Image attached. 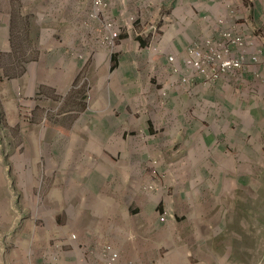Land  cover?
Instances as JSON below:
<instances>
[{
    "label": "crops",
    "instance_id": "1",
    "mask_svg": "<svg viewBox=\"0 0 264 264\" xmlns=\"http://www.w3.org/2000/svg\"><path fill=\"white\" fill-rule=\"evenodd\" d=\"M51 3L9 0L0 11V70L9 69L12 85L28 80L41 85L47 70L56 69L62 88L68 91L81 53L88 58L96 54L95 49H102L108 62L114 54L105 87L94 80L89 96L93 105L88 108L93 119L86 128L72 124L75 131L89 134L90 140L79 147L80 151L87 150V157H95L103 150L110 159L103 160L104 182L110 183L99 196L103 201L95 204L91 183L85 184L84 177L78 181V209L88 211L89 220L72 226L77 236L73 242L87 245L88 251L98 250L92 258L79 252L70 264H103L99 244L120 252L118 264H151L153 254L144 253L142 247H135V254L130 255L113 247L109 231L118 227L111 219L122 214L127 222L130 211L126 202L133 198L128 192L136 196L144 181L153 178L145 166L157 163L160 177L168 179L170 172L176 173V165H216L223 159L237 164L240 158L236 151L252 147L251 104L257 93H264L260 66L250 64L247 57V65L240 71L204 83L191 76L182 62L189 47H202L206 40L218 37L221 29L233 26L249 39V54L263 52L264 0H109L106 18L114 24H126L128 30L130 17L137 18L133 31L121 35L115 47L95 40L102 25L92 16V0H58V6L49 8ZM28 6L31 11L36 6L34 15L41 18L31 16ZM158 27L161 31L155 44L159 55H154L145 50L149 44L146 37L151 38L152 29ZM51 52H56V57L48 54ZM167 56H174L177 73L166 62ZM183 77L188 83L182 84ZM13 88L11 93L16 91ZM160 89L167 91L166 96H161ZM241 109L247 114H239ZM87 165L91 171L96 162L89 159ZM57 198L64 204L73 199L67 193H57ZM105 218L111 220L103 221L105 225L113 224L106 226V231L91 222ZM65 256L61 263L69 262Z\"/></svg>",
    "mask_w": 264,
    "mask_h": 264
},
{
    "label": "rangeland",
    "instance_id": "2",
    "mask_svg": "<svg viewBox=\"0 0 264 264\" xmlns=\"http://www.w3.org/2000/svg\"><path fill=\"white\" fill-rule=\"evenodd\" d=\"M1 1L3 11L9 0ZM108 1L95 19L102 25L95 39L99 45L106 37L102 22L114 24L106 18ZM52 6H58V0H52L49 8ZM28 7L31 16L41 18L34 15L36 6L33 11ZM114 25L121 35L133 31L131 24L128 30L126 24ZM95 52L88 58L81 53L68 91L62 88L56 69L47 70L41 85L30 80L12 85L9 69L0 70V264H70L79 252L93 257L95 250L73 242L77 236L72 226L89 220V212L78 209V181L84 177L85 184L91 183L95 204L103 201L99 196L110 183L104 182L103 160L110 159L103 150L95 157L80 151L90 140L89 134L75 131L72 124L86 128L93 119L88 108L93 105L89 96L94 80H100L103 89L111 73L107 67L114 54L108 62L102 49ZM13 87L16 91L11 93ZM160 90L166 96L167 91ZM251 108L249 129L253 127L250 139L254 144L236 151L237 164L223 159L216 165H176V173L170 172L168 179L160 177L157 163L145 166L153 178L144 181L136 196L128 192L133 198L126 202L130 211L127 222L122 214L111 219L118 227L108 230L113 247H121L129 255L142 247L144 253L153 254L151 264H264L263 92L257 93ZM239 114L247 111L241 109ZM89 159L96 162L91 171ZM87 171L90 177H85ZM57 193L73 199L64 204ZM111 220L91 222L106 231L109 223L103 221ZM111 227L113 224L107 226ZM105 245H97L100 254ZM64 255L68 263H61ZM133 263L138 262L129 264Z\"/></svg>",
    "mask_w": 264,
    "mask_h": 264
},
{
    "label": "built area",
    "instance_id": "3",
    "mask_svg": "<svg viewBox=\"0 0 264 264\" xmlns=\"http://www.w3.org/2000/svg\"><path fill=\"white\" fill-rule=\"evenodd\" d=\"M105 1L106 0H93L92 16L95 19L98 18L100 13L107 6ZM129 22L134 27L137 18L131 16ZM102 23L106 30L104 43L108 47H115L116 41L121 35L119 29L113 23H107L105 21ZM223 23L224 21L220 19L219 24L222 25ZM160 31V27L153 28L151 38L150 36L146 37V39L149 40V44L146 46L145 50L154 55H159L158 46L155 43L158 41ZM249 44V39L238 30L237 26L221 29L218 37L206 40L202 47H189L183 58V67L191 76L201 78L204 83H211L217 81L221 77L230 76L240 71L247 65L248 57L250 64L260 66L261 75L264 79V53L262 51H254L252 54H249ZM166 62L173 66V73L178 72L179 68L175 66L176 60L174 56H167ZM182 81L187 82L188 79L184 77ZM100 255L103 264H118L120 259L119 252L109 245L103 247Z\"/></svg>",
    "mask_w": 264,
    "mask_h": 264
}]
</instances>
